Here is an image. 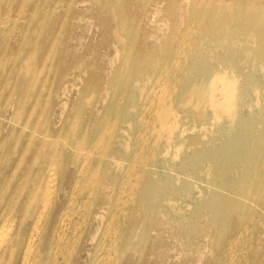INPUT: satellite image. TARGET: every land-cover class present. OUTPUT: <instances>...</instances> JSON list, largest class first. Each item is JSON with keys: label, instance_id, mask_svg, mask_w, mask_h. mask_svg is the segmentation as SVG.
Masks as SVG:
<instances>
[{"label": "rangeland", "instance_id": "374dc122", "mask_svg": "<svg viewBox=\"0 0 264 264\" xmlns=\"http://www.w3.org/2000/svg\"><path fill=\"white\" fill-rule=\"evenodd\" d=\"M45 1L0 0V49L6 44H20L22 41L26 44L33 43V51L31 50L30 54L33 56L34 62L31 60L30 65L41 70L40 78L36 82L41 95L35 110L34 102L31 104L27 102L31 99V94L26 96L25 103L27 104L25 106L17 105L13 90L16 74L8 78L7 81L10 83L6 84L7 71L12 65V60H9L10 52L0 54V117H4L5 123L18 129L27 121L28 126L25 128V133L33 134L36 130L35 135L37 136L45 134L49 123L56 121V125H59L61 121L65 133L58 139L62 141L69 139L67 133L79 125L83 130L85 126L92 127L95 131L94 134L96 131L105 130L107 140L110 133L117 135L113 138L112 143V137L110 138L109 148L104 151L107 154L104 156V162L107 161L108 165L104 169L105 171L99 173L98 183L103 194L99 196L100 204L94 207L73 259L78 258L79 264H264V126L262 127L264 125V82H262L264 79V58L260 57V51L263 48L259 47L256 36L247 34L249 36L244 38L243 27L233 26L234 24L231 23V26H223L220 29L219 38L216 37L215 42L204 39L201 20L207 16L211 8L197 11L195 5L193 9L191 6L198 0H160L159 8L162 9L160 13H155L157 0H61L60 3L58 0H47L46 3H58L54 10L52 7H44L42 4ZM24 2L27 6L24 5ZM37 2H39V6L38 9H35ZM171 2L174 4V18L177 22L175 26H172L173 22L169 20V15L163 8ZM188 12L190 19L188 18L189 22L185 25L183 20L180 21V18L187 15ZM124 15L125 17H123ZM96 16L101 17L104 22H107V25L101 26L98 20H95ZM109 23L111 24L109 25ZM119 25L121 29H118ZM176 26L185 28L182 31L181 47L178 51L180 54L178 61H180L182 72L174 70L168 76L159 73V81L153 80L150 83V87L155 88L154 91L150 90V101L147 100L146 103L142 101L145 106L141 107L142 103L137 100L134 93L138 82V62L135 59V49L144 34L148 35L149 42H154V37L162 38L163 34H168L169 30H173ZM151 35L154 36L151 37ZM44 41L55 46H53L52 52L48 51L50 55L48 59L36 63L39 47ZM230 49L234 51L232 52ZM118 50L119 56L116 55ZM238 52L240 56L237 54ZM241 58L242 60L245 58V61H242ZM196 59L198 62L194 63L197 61ZM220 63L221 65H219ZM195 64L197 65L194 66ZM213 68L223 73L227 72L226 75L234 78L238 83V114L230 132H227L223 125L213 123L210 108L202 112L191 105L182 104L181 98L185 89L202 82L208 85ZM89 79L92 81L88 84L86 82ZM147 88H149L148 85ZM85 92L87 93L85 94ZM163 93L166 97L172 93L173 97L159 103L158 96L163 97ZM166 108L171 109L170 112ZM30 110L35 112L36 116H29ZM63 111L65 115L60 119V114ZM142 111L147 118H151L146 134L147 141L138 142L135 137H132L133 134L131 138L128 135V137L122 138L123 127L128 130L131 128L133 131L136 129V122L132 116L139 115ZM158 112H166L168 115L170 113L171 116L164 113L166 119L169 117L167 120L169 123L165 118V123H161L164 121L162 118L164 116ZM97 116L105 118L103 125L102 122L99 126V121H92V118ZM253 117L256 119L253 120ZM128 120L132 122V127L129 126ZM178 121H181L182 129L185 128L182 135L179 134L180 129L175 128ZM224 122L226 128L227 123ZM162 125L167 128L161 127ZM168 125H173L171 127L174 128L170 127L172 129L170 130ZM131 130H129L130 133ZM159 130L162 131L159 132ZM246 134L248 135L246 136ZM89 135L91 136L90 132ZM203 136L205 140H202ZM107 140L105 139L104 142ZM184 140L185 142H183ZM93 143L88 141L83 146L82 153L90 152L96 159L95 157L104 152L101 151V147L93 148ZM112 154H117L118 157L113 158ZM193 163L196 166L200 164L197 166L198 168H195ZM227 173L229 176H226ZM29 175L32 178L34 174L31 172ZM113 176L116 179L112 178ZM18 177L19 175L15 177L7 192L13 189ZM224 180H228V183ZM249 180L251 181L248 184ZM239 182L241 183L238 184ZM185 187L188 189L186 190ZM202 187H204L203 190ZM170 189L171 191H169ZM189 191L191 192L189 193ZM68 192H70L69 188L64 193L68 194ZM67 200L66 197L65 201ZM134 200L139 201L137 203ZM162 204L163 206H161ZM149 205L150 207H148ZM31 223L29 218L24 227L29 229ZM15 226L17 229L19 220ZM211 226L213 227L211 228ZM72 233L71 229L68 230L69 235L67 236H70V239H73ZM49 241L50 235L45 238V243ZM18 255L17 263L20 261L22 252ZM59 259L61 260V257Z\"/></svg>", "mask_w": 264, "mask_h": 264}, {"label": "bare ground", "instance_id": "6f19581e", "mask_svg": "<svg viewBox=\"0 0 264 264\" xmlns=\"http://www.w3.org/2000/svg\"><path fill=\"white\" fill-rule=\"evenodd\" d=\"M34 1V0H33ZM47 1V0H46ZM42 4L44 7L48 6L54 10L57 7L55 3ZM196 1V0H195ZM60 3L61 0H58ZM68 2V1H67ZM116 2V1H115ZM160 0L156 1L155 13L162 11L159 8ZM193 2V1H192ZM21 3V2H20ZM34 3V2H33ZM147 3V2H146ZM67 4V3H66ZM115 4V3H114ZM25 5V2H24ZM72 5V4H71ZM118 5V4H117ZM204 10L211 8L207 16L202 21L203 38L209 40V42H215L216 37L219 38L220 29L223 26H241L244 31L242 35L244 38L250 35H255L258 41L259 47L263 48L260 51V57L264 58V0H198L194 3L193 9ZM10 6V5H9ZM23 6V5H22ZM21 6V7H22ZM27 6V5H25ZM24 6V7H25ZM39 2L35 5V9H38ZM61 6V5H60ZM116 6V5H115ZM47 7V8H48ZM43 8V7H42ZM67 8V7H66ZM69 8V7H68ZM169 15V20L173 22L172 26H175L174 18V4L167 3V6L163 7ZM7 10V9H6ZM23 10V8H22ZM192 10V9H191ZM17 11V10H16ZM32 11V10H31ZM65 11V10H64ZM37 12V11H36ZM53 12V11H52ZM112 12V11H111ZM194 12V11H193ZM6 13V11H5ZM4 13V14H5ZM17 13V12H16ZM41 13V12H40ZM67 13V12H66ZM114 13V12H113ZM220 13V14H218ZM8 14V13H7ZM47 14V13H46ZM205 14V13H204ZM218 14V15H217ZM24 15V14H23ZM33 15V13H32ZM189 12L187 15L182 16L180 21L186 23L189 22ZM29 16V15H28ZM46 16V15H45ZM64 16H66L64 14ZM43 17V14H42ZM97 17V16H96ZM125 17V15L123 16ZM3 18V17H2ZM15 18V17H14ZM17 18V17H16ZM106 26L107 22H104L99 16L95 20ZM190 19V18H189ZM64 20V19H62ZM115 20V18H114ZM123 20V18H122ZM120 20V22L122 21ZM17 21V20H16ZM43 21V20H42ZM11 22V21H10ZM123 22V21H122ZM126 22V19H125ZM41 23V22H40ZM43 23V22H42ZM5 24V23H4ZM11 24V23H10ZM16 24V23H15ZM111 23H109L110 25ZM125 24V23H123ZM184 25V26H185ZM1 26V25H0ZM59 26V25H58ZM189 26V25H188ZM125 27V26H124ZM120 25H119V28ZM135 29V28H134ZM184 27L176 26L173 30L170 29L169 33L163 34L162 38L154 37V42L147 40L148 35L144 34L141 38L139 45L135 49V59L138 62L137 71V87L134 93L136 94L137 100L141 103L149 100V94L154 91L155 88L150 87V83L155 80L159 81L158 74L164 73L168 76L171 72L178 70L182 72L180 65V54L178 53L181 47L182 31ZM1 30V29H0ZM58 30V29H57ZM62 30V29H61ZM125 30V28H124ZM130 30V29H129ZM35 31V30H34ZM60 31V30H59ZM200 31V30H199ZM126 32V31H124ZM24 33V32H23ZM60 33V32H58ZM114 33V32H113ZM229 33V32H228ZM39 34V33H38ZM117 34V33H116ZM126 34V33H125ZM60 35V34H59ZM131 35V34H130ZM40 36V35H39ZM115 36V35H114ZM137 36V35H136ZM154 35H151L153 37ZM199 36V35H198ZM123 37V36H122ZM125 37V36H124ZM130 37V36H128ZM196 37V36H195ZM229 37V36H228ZM227 37V38H228ZM192 38V37H191ZM243 38V39H244ZM57 40V38H55ZM121 39V38H120ZM129 39V38H128ZM195 39V38H194ZM197 39V38H196ZM230 39V38H229ZM4 40V39H3ZM122 40V39H121ZM191 40V39H190ZM215 40V41H214ZM227 40V39H225ZM116 41V40H115ZM197 41V40H196ZM58 42V41H56ZM117 42V41H116ZM135 42V41H134ZM8 43V42H7ZM236 43V42H235ZM55 44V42H54ZM4 45V44H3ZM33 43L26 44L21 42L20 44H9L1 47L0 54L9 53V60H12V65L7 71L6 84L8 78L16 74L15 84L13 86L14 93L16 95V104L25 106L26 96L31 94V99L28 103L34 104L35 106L40 99V88L36 85L39 80L41 70L37 67H32L30 61L32 60L30 51L33 49ZM57 45V44H56ZM122 45V44H121ZM125 45V44H124ZM127 45V44H126ZM192 45V44H191ZM208 45V44H207ZM217 45V44H216ZM221 45V44H220ZM227 45V44H226ZM229 45V44H228ZM55 46V45H53ZM52 44L50 45L47 41H44L39 47L38 54L36 56V63L42 62L49 58V52H52ZM203 46V45H202ZM214 46V45H213ZM218 46V45H217ZM36 47V46H35ZM192 47V46H191ZM227 47V46H226ZM236 47V46H235ZM125 48V47H124ZM203 48V47H202ZM201 48V49H202ZM212 48V47H211ZM214 48V47H213ZM230 48V47H229ZM247 48V47H246ZM252 48V46H251ZM124 50V49H123ZM210 50V49H209ZM231 50V49H230ZM238 50V49H237ZM236 50V51H237ZM33 51V50H32ZM122 51V50H121ZM132 51V50H131ZM192 51V50H191ZM196 51V46H195ZM212 51V50H211ZM216 51V49H215ZM232 51V50H231ZM234 51V50H233ZM232 51V52H233ZM248 51V50H246ZM35 52V51H34ZM204 52V51H203ZM33 53V52H32ZM55 53V52H54ZM222 53V52H221ZM226 53V51H225ZM243 53V52H242ZM241 53V54H242ZM255 53V52H254ZM133 54V55H134ZM207 54V53H206ZM209 54V52H208ZM211 54V53H210ZM216 54V53H215ZM239 55V52L237 53ZM119 56V50L116 52ZM195 55V54H194ZM192 55V56H194ZM203 55V54H202ZM224 55V54H223ZM228 55V53H227ZM234 55V54H233ZM191 56V55H190ZM200 56V54H199ZM198 56V57H199ZM240 56V55H239ZM248 56V55H247ZM256 56V55H255ZM254 56V57H255ZM1 57V56H0ZM132 57V56H131ZM201 57V56H200ZM211 57V56H210ZM213 57V56H212ZM217 57V56H216ZM225 57L226 54H225ZM232 57V55H231ZM235 57V56H234ZM233 57V58H234ZM242 57V56H241ZM189 58V57H188ZM204 58V57H202ZM215 58V56H214ZM222 58V57H221ZM195 59V57H194ZM223 59V58H222ZM228 59V57H227ZM232 59V58H231ZM245 59V58H244ZM243 59V60H244ZM257 59V58H255ZM53 60V58H52ZM187 60V58H186ZM192 61V59H190ZM194 61V63L198 62ZM207 60V58H205ZM220 60V59H219ZM239 60V59H238ZM242 60V58H241ZM242 60V61H243ZM253 60V59H252ZM33 61V60H32ZM48 61V60H47ZM46 61V62H47ZM153 61V62H152ZM218 61V60H217ZM216 61V63H217ZM228 61V60H227ZM237 61V60H236ZM245 61V60H244ZM257 61V60H256ZM260 61V60H259ZM10 62V61H9ZM34 62V61H33ZM52 62V61H51ZM176 66H174L175 63ZM45 63V62H44ZM190 63V62H189ZM192 63V64H194ZM200 63V62H199ZM198 63V64H199ZM225 63V61H224ZM238 63V62H237ZM208 64V63H207ZM233 64V63H232ZM247 64V63H245ZM1 65V64H0ZM41 65V64H40ZM134 65V64H133ZM195 64L194 66H196ZM200 65V64H199ZM214 65V64H213ZM212 65V66H213ZM221 65V63L219 64ZM238 65V64H237ZM236 65V66H237ZM254 65V64H253ZM80 66V65H79ZM135 66V67H136ZM215 66V65H214ZM50 67V66H49ZM57 67V66H56ZM120 67V66H119ZM134 67V68H135ZM186 67V66H185ZM241 67V66H240ZM239 67V68H240ZM48 68V67H47ZM78 68V67H77ZM133 68V70H134ZM41 69V68H40ZM50 69V68H49ZM57 69V68H56ZM193 69V67H192ZM55 70V69H54ZM117 70V69H116ZM264 70V69H263ZM136 71V70H135ZM195 72V70H193ZM239 71V70H238ZM133 72V71H132ZM247 72V71H246ZM54 73V72H53ZM115 73V72H114ZM227 73V72H226ZM220 70L213 68L212 75L208 85L205 82L200 84H194L191 87L185 89L182 94V104L191 105L198 111H206L208 108L211 109V118L213 123L223 125L227 132H230L235 124L233 121L238 114V83L234 78H230ZM262 73V72H261ZM116 74V73H115ZM191 74V70H190ZM193 74V72H192ZM84 75V74H83ZM261 75V74H260ZM175 76V75H174ZM194 76V75H193ZM182 77V76H181ZM253 77V76H252ZM259 77V76H258ZM52 78V77H51ZM189 78H191L189 76ZM255 78V77H254ZM44 79V78H43ZM188 79V78H187ZM192 79V78H191ZM113 80V78H112ZM189 80V79H188ZM260 80V78H259ZM92 80H88L86 83H90ZM161 81V80H160ZM4 82V81H3ZM112 82V81H111ZM258 82V81H257ZM264 82V79L263 81ZM42 83V82H41ZM45 84V83H44ZM219 84V85H216ZM3 85V84H2ZM109 85V84H108ZM107 85V86H108ZM147 85L149 88H147ZM41 86V84H40ZM119 87V86H118ZM132 87V86H131ZM8 88V87H6ZM49 88V87H48ZM256 88V87H255ZM109 89V88H108ZM181 89V88H180ZM262 89V88H261ZM88 90V89H87ZM86 90V91H87ZM151 90V91H150ZM42 91V90H41ZM93 91V90H91ZM131 91V90H130ZM263 91V90H262ZM162 92V91H161ZM160 92V94H161ZM87 92H85L86 94ZM91 93V92H89ZM257 94V92H255ZM130 94V92H129ZM255 94V95H256ZM262 94V93H261ZM90 95V94H89ZM46 96V94H45ZM94 96V95H93ZM9 97V96H7ZM85 97V96H84ZM83 97V99H84ZM173 94L169 93L168 96L163 93V97H159V103H163L172 98ZM91 98V97H90ZM111 98L113 96L111 95ZM260 98V97H259ZM10 99V98H9ZM93 99V98H92ZM90 100V99H87ZM106 100V98H104ZM154 100V99H153ZM252 100V99H251ZM6 101V99H5ZM92 101V100H90ZM170 101V100H169ZM257 101V100H256ZM255 101V102H256ZM81 102V101H79ZM107 102V100H106ZM128 102V100H127ZM152 102V101H151ZM44 103V102H43ZM89 103V101H88ZM142 103V106L145 104ZM258 105V103H256ZM251 105V104H250ZM253 105V103H252ZM251 105V106H252ZM262 105V104H261ZM264 105V104H263ZM21 106V107H22ZM77 106V105H76ZM86 106V104H85ZM43 107V106H42ZM41 107V108H42ZM250 107V106H249ZM254 107V106H253ZM45 108V107H44ZM83 108V107H82ZM22 109V108H21ZM48 109V108H47ZM104 109V108H103ZM135 109V108H134ZM167 109V108H166ZM253 109V108H251ZM261 109V108H260ZM126 110V109H125ZM159 110V109H158ZM169 110V109H167ZM167 110H164L167 112ZM171 110V109H170ZM169 110V112H170ZM19 111V110H18ZM31 111V110H30ZM252 111V110H251ZM264 111V110H263ZM82 112V111H81ZM164 112V113H166ZM259 112V111H258ZM28 113V112H27ZM35 112L31 111L29 116H33ZM147 113V112H146ZM150 113V112H149ZM160 113V112H158ZM162 117L165 118V115ZM191 113V112H190ZM252 113V112H251ZM254 113H256L254 111ZM262 113V112H261ZM19 114V113H18ZM37 114V113H36ZM42 114V113H41ZM101 114V113H100ZM182 114V113H181ZM253 114V113H252ZM2 115V114H1ZM48 115V114H47ZM65 115L63 111L60 114V119ZM106 115V113H105ZM124 115V114H123ZM126 115V113H125ZM135 115V114H134ZM132 116L135 120L136 129L122 130V138L124 136H132L136 138L138 142H144L146 140V134L148 127L151 123V118L145 116L144 111L140 112L139 115ZM157 114V116L160 117ZM21 116V115H20ZM29 116H27L29 118ZM36 116V115H35ZM46 116V115H45ZM127 116V115H126ZM168 116H171L170 113ZM166 116V117H168ZM175 116V115H174ZM179 116V114H178ZM177 116V117H178ZM182 116V115H181ZM262 116V115H261ZM158 117V118H159ZM176 117V118H177ZM19 118V117H18ZM26 118V117H25ZM36 118V117H35ZM41 118V117H40ZM46 118V117H45ZM88 118V117H87ZM169 118V117H168ZM166 119V121L168 120ZM172 118V117H171ZM202 118V117H201ZM254 118V117H253ZM4 117H0V264H79V259H73V255L77 250L80 238L83 235L85 228L87 227L89 220L92 216V212L96 205L100 204L99 196L103 195L99 187V173H101L108 165V162H104V156L107 155L104 151L108 150L110 145V138L116 137L115 133H110L107 140L106 133L103 130L97 132L93 131V128L85 126L84 130L76 127V129L67 133L69 139L66 141L59 140L58 138L65 133V128L62 127L60 121L59 125H56V121L49 123L45 134L37 136L35 131L33 134H26L25 128L28 126V122L23 123L18 129L13 125L4 122ZM131 119V120H132ZM161 119V123H165ZM179 119V118H178ZM183 119V118H182ZM195 121L196 118L194 117ZM254 118L253 120H255ZM264 119V118H263ZM18 120V119H16ZM20 120V119H19ZM28 120V119H27ZM44 120V119H43ZM68 120V119H67ZM176 120V119H174ZM200 120V119H199ZM248 120V119H247ZM70 121V120H68ZM93 122L105 121V118L97 116L92 118ZM124 121V119H123ZM128 124L132 127V122L128 120ZM172 121V119H171ZM206 121V120H205ZM226 121V128L223 123ZM18 122V121H17ZM40 122V120H39ZM169 123V121H167ZM199 122V121H198ZM256 122V121H255ZM12 123V122H11ZM105 123V122H104ZM125 123V121H124ZM175 123V122H174ZM193 123V122H192ZM257 123V122H256ZM15 124V123H14ZM42 124V123H41ZM44 124V122H43ZM42 124V125H43ZM48 124V123H47ZM122 124V123H121ZM171 124V123H170ZM169 124V125H170ZM173 124V123H172ZM262 124V123H260ZM264 124V123H263ZM37 125V124H36ZM125 125V124H124ZM127 125V124H126ZM165 125V124H164ZM162 125L161 127H163ZM167 125V124H166ZM168 125V126H169ZM174 125V124H173ZM171 125V126H173ZM77 126V125H76ZM98 126V127H99ZM169 126V129L170 127ZM259 126V125H258ZM264 125H262L263 127ZM167 128V126H164ZM181 121L175 124V128L180 129V133H184L185 128L182 129ZM201 127V125H200ZM37 128V127H35ZM134 128V127H133ZM172 128V127H171ZM174 128V127H173ZM172 128V129H173ZM212 128V127H211ZM259 128H261L259 126ZM164 129V128H163ZM172 130V129H170ZM192 129V127H191ZM202 129V128H201ZM263 129V128H261ZM30 130V129H29ZM44 130V129H43ZM156 130V129H155ZM175 130V129H174ZM209 130V129H208ZM212 130V129H211ZM246 130V129H245ZM133 131V132H132ZM162 131V130H161ZM159 130V132H161ZM164 131V130H163ZM255 131V130H254ZM253 131V132H254ZM260 131V130H259ZM43 132V131H42ZM91 133V136L89 135ZM165 132V131H164ZM167 132V131H166ZM198 132V130H197ZM205 132V131H204ZM210 132V131H209ZM263 132V130H262ZM37 133V132H36ZM119 133V132H118ZM176 133V131H175ZM41 134V133H39ZM160 134V133H158ZM173 134V133H172ZM197 134V133H195ZM201 134V133H200ZM211 134V132H210ZM213 134V132H212ZM253 134V133H252ZM175 135V134H174ZM204 135V133H203ZM248 134H246L247 136ZM251 135V134H250ZM127 136V137H128ZM180 136V135H179ZM200 136V135H199ZM212 136V135H211ZM167 137V136H166ZM183 137V136H180ZM126 138V137H125ZM170 138V137H169ZM107 140L104 142V140ZM204 139V136L202 140ZM262 139V138H261ZM171 140V138H170ZM205 140V139H204ZM207 140V139H206ZM210 140V138H209ZM255 140V138H254ZM88 141L94 142L93 148H100L104 153H100L98 157L93 158L92 153H82V148L88 143ZM124 141V140H123ZM166 141V140H165ZM176 141V140H175ZM170 142V141H169ZM168 142V143H169ZM182 142V141H181ZM185 142V140L183 141ZM205 142V141H204ZM219 142V141H218ZM200 143V142H199ZM262 143V141H261ZM163 144V143H161ZM180 144V143H179ZM178 144V145H179ZM212 144V143H211ZM214 144V143H213ZM252 144V143H251ZM114 145V143H113ZM182 145V144H181ZM202 145V144H201ZM214 146V145H213ZM176 147V146H175ZM143 148V147H142ZM206 148V147H205ZM216 148V147H215ZM251 148V147H250ZM120 149V147H119ZM177 149V148H176ZM188 150V149H187ZM192 150V149H191ZM194 150V149H193ZM121 151V150H120ZM131 151V150H130ZM166 151V150H165ZM189 151V150H188ZM187 151V152H188ZM198 151V150H197ZM193 152V151H192ZM252 152V151H251ZM158 153V152H157ZM175 153V152H174ZM195 153V152H193ZM210 153V152H209ZM231 153V152H230ZM118 154V153H117ZM117 154H112L113 158H117ZM137 154V153H136ZM205 154V153H204ZM235 154V153H234ZM250 154V153H249ZM131 155V154H130ZM161 155V154H160ZM173 155V153H172ZM183 155V154H182ZM187 155V154H186ZM172 157V156H171ZM162 158V157H161ZM198 158V157H197ZM203 158V157H202ZM201 158V160H202ZM185 159V158H184ZM206 159V158H205ZM246 159V158H245ZM208 160V158H207ZM240 160V158H239ZM203 161V160H202ZM210 161V160H209ZM177 162V161H176ZM182 162V161H181ZM199 162V161H197ZM117 163L118 160H117ZM207 163V162H206ZM213 163V162H212ZM126 164V163H125ZM200 164V163H199ZM197 164V166L199 165ZM203 164V163H202ZM154 165V164H153ZM195 167V163H193ZM212 165V164H211ZM255 165V164H254ZM137 166V165H136ZM139 166V165H138ZM171 166V165H170ZM192 166V165H191ZM195 168H198V167ZM237 166V165H236ZM253 166V165H252ZM149 167V166H148ZM151 167V165H150ZM191 167V168H193ZM201 167V166H199ZM233 167V166H232ZM239 167V165H238ZM250 167V166H249ZM255 167V166H253ZM190 168V167H189ZM212 168V167H211ZM257 168V167H256ZM188 169V167H187ZM201 169H203L201 167ZM208 169V168H207ZM234 169V168H233ZM181 170V169H180ZM199 170V169H198ZM205 170V168H204ZM203 170V172H204ZM105 171V170H104ZM147 171V169H146ZM153 171V170H152ZM171 171V169H170ZM169 171V172H170ZM174 171V170H173ZM195 171V170H194ZM33 173V177H30V173ZM123 172V171H122ZM155 172V171H154ZM186 172V171H185ZM190 172V170H189ZM202 172V171H200ZM238 172V168H237ZM254 172V171H253ZM188 173V172H187ZM195 173V172H194ZM208 173V172H207ZM146 174V172H145ZM150 174V173H149ZM200 174V173H199ZM19 175L18 181L14 185L13 189L9 192V186L15 180V177ZM157 175V174H156ZM175 175V174H173ZM180 175V174H179ZM189 175V174H187ZM195 175V174H194ZM193 175V176H194ZM228 173L226 174V176ZM232 175V173H231ZM103 176V175H102ZM124 176V175H123ZM122 176V177H123ZM171 177V175H169ZM182 176V175H181ZM197 176V175H196ZM229 176V175H228ZM238 176V174H237ZM113 176L112 178H114ZM152 177V176H151ZM160 177V176H159ZM243 177V176H242ZM245 177V176H244ZM249 177V176H248ZM142 178V177H140ZM149 178V177H148ZM154 178V177H153ZM156 178V177H155ZM185 178V176H184ZM183 178V180H184ZM209 178V177H208ZM237 178V177H236ZM251 178V176H250ZM116 179V178H114ZM193 179V177H192ZM196 179V178H195ZM202 179V178H201ZM234 179V178H233ZM232 179V180H233ZM246 179V178H245ZM248 179V178H247ZM127 180V179H126ZM132 180V178H131ZM150 180V179H148ZM167 180V178H166ZM169 180V179H168ZM229 180V179H228ZM228 180L226 183H228ZM152 181V180H151ZM150 181V182H151ZM154 181V180H153ZM198 181V180H197ZM200 181V180H199ZM223 181V182H224ZM251 180H249L248 184ZM144 182V181H143ZM206 182V181H205ZM232 182V181H231ZM140 183V182H139ZM147 183V182H146ZM152 183V182H151ZM150 183V184H151ZM159 183V182H158ZM161 183V181H160ZM170 183V182H169ZM184 183V182H183ZM189 183V182H188ZM197 183V182H196ZM204 183V182H203ZM239 182L238 184H240ZM145 184V183H144ZM162 184V183H161ZM168 184V183H167ZM209 184V183H208ZM235 184V183H234ZM233 184V185H234ZM243 184V183H242ZM246 184V183H245ZM127 185V184H126ZM158 185V184H157ZM186 185V184H185ZM202 185V184H201ZM128 186V185H127ZM139 186V185H138ZM163 186V185H162ZM193 186V185H192ZM230 186V185H228ZM227 186V187H228ZM244 186V185H243ZM247 186V184H246ZM245 186V187H246ZM123 187V186H122ZM150 187V186H149ZM156 187V186H154ZM159 187V185H158ZM157 187V188H158ZM169 187V186H168ZM167 187V189H168ZM178 187V186H177ZM182 187V186H180ZM200 187V186H199ZM206 187V186H205ZM210 187V186H209ZM234 187V186H233ZM69 188L70 192L65 194L64 192ZM136 188V187H135ZM161 188V187H160ZM184 188V187H183ZM204 187H202L203 190ZM208 188V187H207ZM223 188V187H222ZM221 188V191H222ZM238 188V186H237ZM127 189V188H126ZM146 189V188H145ZM150 189V188H149ZM153 189V187H152ZM156 189V188H155ZM164 189V188H163ZM186 189V187H185ZM184 189V190H185ZM188 189V188H187ZM186 189V190H187ZM264 189V188H263ZM117 190V189H116ZM120 190V189H119ZM125 190V189H124ZM161 190V189H160ZM176 190V189H175ZM178 190V189H177ZM191 190V189H190ZM220 190V189H219ZM226 190V189H225ZM229 190V189H228ZM239 190V189H237ZM245 190V189H244ZM243 190V191H244ZM248 190V188H247ZM121 191V190H120ZM141 191V190H140ZM144 191V190H143ZM155 191V190H154ZM153 191V192H154ZM171 191V189L169 190ZM194 191V189H193ZM205 191V190H204ZM145 192V191H144ZM151 192V190H150ZM191 191H189L190 193ZM121 193V192H120ZM139 193V192H138ZM161 193V192H160ZM172 193V192H171ZM185 193V192H184ZM188 193V192H187ZM204 193V192H203ZM207 193V190H206ZM205 193V194H206ZM144 194V193H143ZM204 194V195H205ZM220 194H222L220 192ZM237 194V193H236ZM245 194V193H244ZM7 195V196H6ZM67 195V196H66ZM123 195V194H122ZM136 195V194H135ZM148 195V194H147ZM153 195V194H152ZM151 195V196H152ZM157 195V194H156ZM209 195V193H208ZM150 196V195H149ZM148 196V197H149ZM160 196V195H159ZM158 196V197H159ZM162 196V195H161ZM182 196V192H181ZM187 196V195H186ZM235 196V195H234ZM233 196V198H234ZM238 196V195H237ZM247 196V195H246ZM66 197L68 198L65 201ZM123 197V196H122ZM128 197V196H127ZM163 197V196H162ZM175 197V196H174ZM225 197V196H223ZM227 197V195H226ZM225 197V198H226ZM115 198V197H114ZM147 198V197H146ZM157 198V197H156ZM176 198V197H175ZM193 198V197H192ZM199 198V197H198ZM230 198V197H229ZM228 198V199H229ZM248 198V197H247ZM132 199V197H131ZM135 199V198H134ZM137 199V198H136ZM139 199V198H138ZM142 199V198H141ZM209 199V198H208ZM213 199V197H212ZM259 199V198H258ZM127 200V198H126ZM140 200V199H139ZM137 200V201H139ZM146 200V199H145ZM183 200V199H182ZM193 200V199H192ZM207 200V199H206ZM223 200V199H222ZM237 200V199H236ZM247 200V199H245ZM135 201V200H134ZM135 201V202H137ZM161 201V199H160ZM200 201V200H199ZM214 201V200H213ZM231 201V200H230ZM241 201V200H240ZM133 202V201H132ZM131 202V203H132ZM151 202V201H150ZM215 202V201H214ZM222 202V201H220ZM247 202V201H246ZM124 203V202H123ZM138 203V202H137ZM160 203V202H159ZM183 202H181L182 204ZM202 203V201H201ZM204 203V202H203ZM126 204V203H125ZM136 204V203H135ZM145 204V203H144ZM155 204V203H154ZM197 204V203H196ZM200 204V202H199ZM228 204V202H226ZM183 205V204H182ZM234 205V204H233ZM145 206V205H144ZM163 206V204L161 205ZM224 206V205H223ZM123 207V206H122ZM132 207V206H131ZM150 207V205L148 206ZM187 207V206H186ZM198 207V206H197ZM200 207V206H199ZM220 207V206H219ZM225 207V206H224ZM233 207V206H232ZM263 207V206H262ZM193 208V205H192ZM202 208V207H201ZM206 208V207H205ZM208 208V207H207ZM264 208V207H263ZM113 209V208H112ZM125 209V208H124ZM133 210V207L131 208ZM135 209V208H134ZM144 209V208H143ZM168 209V208H167ZM170 210V209H169ZM198 210V209H197ZM223 210V209H221ZM228 210V209H227ZM253 210V209H252ZM260 210V209H259ZM149 211H152L149 209ZM155 212V210H153ZM231 211V210H230ZM261 211V210H260ZM132 212V211H131ZM143 212V211H142ZM148 212V211H147ZM146 212V214H147ZM169 212V211H168ZM197 212V211H196ZM207 212V211H206ZM210 212V211H209ZM121 213V212H120ZM129 213V211H128ZM133 213V212H132ZM131 213V214H132ZM164 213V212H163ZM199 213H201L199 211ZM230 213V212H229ZM257 213V212H256ZM198 214V213H197ZM213 214V213H212ZM100 216V214H98ZM129 215V214H128ZM142 215V214H141ZM145 215V214H144ZM154 215V214H153ZM131 216V215H130ZM146 216V215H145ZM161 216V215H160ZM199 216V215H197ZM228 216V214H227ZM257 216V215H256ZM202 217V216H201ZM200 217V218H201ZM204 217V216H203ZM31 219L32 223L29 229L24 226ZM109 218V217H108ZM141 218V217H140ZM210 218V217H208ZM152 219V218H151ZM154 219V218H153ZM197 219V218H196ZM211 219V218H210ZM215 219V218H214ZM219 219V218H218ZM19 220V226L15 224ZM198 220V219H197ZM217 220V219H215ZM213 221V220H212ZM218 221V220H217ZM258 221V220H257ZM106 222V221H105ZM108 222V221H107ZM123 222V221H122ZM209 222V221H208ZM241 222V221H240ZM256 222V221H255ZM254 222V223H255ZM144 223V222H143ZM151 223V221H150ZM216 223V222H215ZM243 223V221H242ZM118 224V223H117ZM152 224V223H151ZM217 224V223H216ZM223 224V223H222ZM227 224V223H226ZM241 224V223H240ZM256 224V223H255ZM110 227V226H109ZM143 227V225H142ZM206 227V226H204ZM213 226H211L212 228ZM220 227V226H219ZM241 227V226H240ZM73 232V239H70L68 230ZM136 229V228H135ZM150 229V228H149ZM220 229V228H219ZM253 228H251L252 230ZM148 230V229H147ZM250 230V231H251ZM254 230V229H253ZM123 231V230H122ZM106 232V231H105ZM189 232V231H188ZM209 232V230H208ZM108 233V232H107ZM117 233V232H116ZM147 233V232H146ZM105 234V233H104ZM123 234V233H122ZM134 234V233H133ZM50 235V241L45 243V238ZM99 236V235H98ZM236 236V235H235ZM234 236V237H235ZM122 237V236H121ZM247 238V237H246ZM142 239V238H141ZM98 240V239H97ZM104 240V239H103ZM147 240V239H146ZM145 240V241H146ZM206 240V239H205ZM227 240V239H226ZM126 241V240H125ZM97 242V241H96ZM129 242V241H127ZM139 243V242H138ZM227 243V242H226ZM138 245V244H137ZM106 246V245H105ZM128 246V245H127ZM95 247V246H94ZM122 247V246H121ZM246 247V245H245ZM101 248V247H100ZM124 248V247H123ZM226 248V247H225ZM243 248V247H242ZM127 249V248H126ZM236 249V248H235ZM250 249V248H249ZM106 250V249H105ZM22 252L19 263H17V256ZM110 252V251H109ZM224 252V251H223ZM247 252V251H246ZM249 252V250H248ZM116 253V252H115ZM123 253V252H122ZM241 254V253H240ZM264 254V253H263ZM120 255V253H119ZM122 256V255H121ZM241 256V255H240ZM248 256V255H247ZM262 256V255H261ZM264 256V255H263ZM262 256V257H263ZM61 257V260L59 259ZM115 257V254H114ZM224 257V256H223ZM236 257V255H235ZM227 258V257H226ZM240 258V257H239ZM248 258V257H247ZM73 259V260H72ZM116 259V257H115ZM264 259V258H263ZM260 260V259H259ZM101 261V260H100ZM115 261V260H114ZM226 261V260H225ZM116 262V261H115ZM260 262V261H259ZM100 264V263H99ZM105 264V263H104ZM218 264V263H217ZM231 264V263H230ZM261 264V263H260ZM263 264V263H262Z\"/></svg>", "mask_w": 264, "mask_h": 264}]
</instances>
